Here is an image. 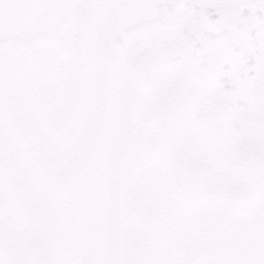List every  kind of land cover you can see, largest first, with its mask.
Here are the masks:
<instances>
[{"label": "snow or ice", "instance_id": "6c2138e0", "mask_svg": "<svg viewBox=\"0 0 264 264\" xmlns=\"http://www.w3.org/2000/svg\"><path fill=\"white\" fill-rule=\"evenodd\" d=\"M0 264H264V0H0Z\"/></svg>", "mask_w": 264, "mask_h": 264}]
</instances>
